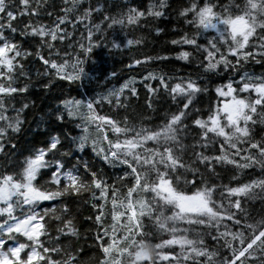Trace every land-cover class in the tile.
Wrapping results in <instances>:
<instances>
[{
  "label": "snow or ice",
  "instance_id": "1",
  "mask_svg": "<svg viewBox=\"0 0 264 264\" xmlns=\"http://www.w3.org/2000/svg\"><path fill=\"white\" fill-rule=\"evenodd\" d=\"M168 35V55L125 57L123 71L134 75L106 70L114 53ZM170 60L198 61V74L145 67ZM252 63L264 67V0H0V264H264V72L248 74ZM141 90V108L165 97L170 111L151 120L130 112ZM204 94L215 103L195 108ZM40 95L49 103L37 108ZM25 132L33 142L18 150ZM257 168L259 178L222 182ZM255 195L258 212L249 206ZM189 198L201 207L185 210ZM165 209L184 227L166 229L156 247L170 250L153 262L141 240L165 229ZM192 229H207L212 250L175 234ZM89 238L94 248L81 243Z\"/></svg>",
  "mask_w": 264,
  "mask_h": 264
},
{
  "label": "trees",
  "instance_id": "2",
  "mask_svg": "<svg viewBox=\"0 0 264 264\" xmlns=\"http://www.w3.org/2000/svg\"><path fill=\"white\" fill-rule=\"evenodd\" d=\"M49 3H52L53 0H48ZM55 4L61 5V7L64 6V0H54ZM82 2H84L85 4H87L88 0H82ZM117 3H126L127 0H116ZM156 2H158V0H156ZM221 2L227 4V3H231L232 0H221ZM109 3H112V0H109ZM175 3H174V7H175ZM119 9H117L118 11ZM166 19H171L172 21H175V13L173 12L171 17H167ZM163 26V25H161ZM173 24H169L167 27L169 29V31H171V29L173 28ZM178 26V25H177ZM174 38L171 35L168 36H161L159 38V40H152L151 37H149V39L151 40V43L148 45L147 48L144 49H134L132 52L129 53H125L123 55H121L120 53H114L113 56H110L107 60V65H106V70H115L118 72V74H120L121 76H128V75H134V73L132 72H127L125 73L123 71V66L126 65L129 61L125 58L126 56H134L135 58H139L137 56V52H145L148 55H153V56H157V55H168L169 52L166 49V41L170 40ZM152 44H155V50H153L152 48ZM169 48L171 46H168ZM163 50V51H162ZM172 55H174L175 53L172 52ZM121 61H123V63H121ZM198 61H193L192 66H188L187 62L185 61H175V60H170L167 63L164 64H153V65H146L145 67H147L150 71H155L157 74L161 73V72H167L170 75H174V76H183V75H187L188 73H192L193 76L197 75V70H196V63ZM36 67L38 66H34L33 67V72L35 73L36 71ZM246 72L250 75L253 76H259L262 72H264V67H261L260 65H256L254 63L249 64V66L246 69ZM143 74V73H141ZM202 75V73H200ZM207 83V80L205 81ZM115 83V82H114ZM216 83H219V81H216ZM212 87H215V83L212 84ZM35 90V89H34ZM66 95H67V89H64ZM79 98L76 97V93L72 92L71 97L69 98ZM254 98V96H253ZM215 95L214 94H204L202 95L197 103L194 105L195 108H200L202 110H206L208 108L209 105V101L211 100L212 103H215ZM44 101V97L43 95H40V97L38 99H36V105L37 108H39L41 102ZM147 101V97L145 95V93L143 92V90L140 91V98L139 100H133L132 105L129 109V111H133L135 112V114L138 115H142L143 118L145 120H151L154 118L155 115H159L161 117H163L166 113H168L170 111V105L173 104L174 102L171 100H166L165 97H160L158 99V101H154L153 102V110H145L143 108H141V105H144ZM45 104L49 103L48 101H44ZM51 103H55V101H51ZM154 110H158L154 111ZM258 111H260L258 109ZM107 112V108L105 107L104 109V113ZM102 113V114H104ZM33 114L35 116H40L41 113L37 110H33ZM32 120V116H29V122H31ZM158 122V121H157ZM27 126V125H26ZM145 127H150L151 125L149 124H144ZM261 126L259 120L257 123V128H259ZM33 129L35 128V125H32ZM92 132L94 134L95 129H92ZM40 139V138H37ZM33 142V137H32V133L29 132H25L24 135L21 137V141H20V145L18 146V150H22L25 148H29L31 146V143ZM185 143H192L191 139L185 141ZM39 146V145H37ZM150 146V145H149ZM198 151L200 149H197ZM206 154H210V155H216L218 154L217 152H207ZM229 155H231L229 153ZM85 160H89L90 163H94L96 168L103 170L100 161L96 160L95 157H89V156H85L84 157ZM0 163H3V161H0ZM220 168H217V172H220ZM109 172L111 173L112 176H115L114 172H111V170L109 169ZM259 173V169H256V172H248L247 175L244 174V172L242 171H238L236 173H232L229 172L228 176L226 179H224L222 182L227 184L229 182L230 179H232L233 176L236 177V179L240 180V183H245L248 182V177L251 176L253 178H259V176L257 175ZM179 179L181 182L184 181L185 179V174L183 171L178 172L177 173ZM241 177H243V179H241ZM188 179H191V176L187 177ZM219 182V181H218ZM179 191V189H178ZM143 196V194H141ZM219 196V193H217V197ZM262 197L260 195H255L252 198H250V207L254 208L256 210V212L259 211L261 204L259 203L260 199ZM83 199L85 201H89L90 197L85 194ZM46 207H50V205H45ZM77 210L81 211L83 213V217L86 218L88 217L91 213L89 211V209L81 203H78L76 205ZM224 210L227 211V205H224ZM255 214V213H254ZM158 215L160 216V223L165 225V229H156L153 233V239H149L147 236L143 237L141 240V243L143 245V251L144 253L150 255L153 259V262L156 260V258L158 257V254L162 251H168L170 249H165V248H157L156 244L168 239L169 236L171 235L170 231H167L166 229H172V228H180V227H184V225H181L179 222L176 221H172V220H168L167 217L171 216L172 213L165 210H161ZM259 217L257 216V219ZM207 223V220H206ZM55 227V226H53ZM89 227L88 224L84 225L83 229H80L81 235L83 236L85 234V230ZM95 230L93 229V232ZM221 231H223V229H221ZM178 237L180 236H184L187 239H192L195 241L194 246L195 247H199V241L201 239L204 240L205 242V246H207L209 248V250H212L213 248V242L210 241V237H208L207 235V229H192L187 233H182L177 231L175 233ZM213 235L215 234L214 232L212 233ZM81 243L85 246H92L94 248V244H93V240L91 238L87 239V240H82ZM216 247H219L218 245H216ZM186 248H181L179 246L176 247L175 249V254L177 256H183L184 253L186 252ZM220 251H223V249H220ZM96 253L95 251H90L87 253V257H95ZM86 264H96V261L94 259H90L86 262ZM123 264H135V260L132 257H125L123 260ZM180 264H182V261L180 262ZM216 264H220L219 260L216 261Z\"/></svg>",
  "mask_w": 264,
  "mask_h": 264
},
{
  "label": "rangeland",
  "instance_id": "3",
  "mask_svg": "<svg viewBox=\"0 0 264 264\" xmlns=\"http://www.w3.org/2000/svg\"><path fill=\"white\" fill-rule=\"evenodd\" d=\"M183 207L185 210H188V211H196L201 207V202L194 198L185 199L183 201ZM142 251H143V248H142Z\"/></svg>",
  "mask_w": 264,
  "mask_h": 264
}]
</instances>
